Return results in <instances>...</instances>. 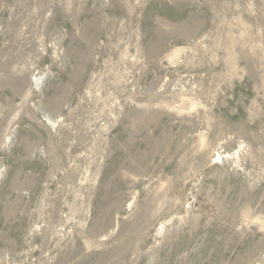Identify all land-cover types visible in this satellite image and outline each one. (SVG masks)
Masks as SVG:
<instances>
[{
    "label": "rangeland",
    "instance_id": "obj_1",
    "mask_svg": "<svg viewBox=\"0 0 264 264\" xmlns=\"http://www.w3.org/2000/svg\"><path fill=\"white\" fill-rule=\"evenodd\" d=\"M0 264H264V0H0Z\"/></svg>",
    "mask_w": 264,
    "mask_h": 264
},
{
    "label": "bare ground",
    "instance_id": "obj_2",
    "mask_svg": "<svg viewBox=\"0 0 264 264\" xmlns=\"http://www.w3.org/2000/svg\"><path fill=\"white\" fill-rule=\"evenodd\" d=\"M26 24H27V23H26ZM29 29H30V26H29V23H28V25L26 26V29H25V30H23V32H22V33H23V34H26V32H27ZM20 36H21V35H20ZM34 44H35V42H34V43H32V46H31L32 48H33V47H35V45H34ZM24 45H25V44H24ZM21 47H23V46H21ZM21 47H20V48H21Z\"/></svg>",
    "mask_w": 264,
    "mask_h": 264
}]
</instances>
